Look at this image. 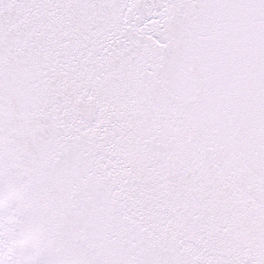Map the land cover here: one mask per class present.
<instances>
[{"label": "snow or ice", "instance_id": "obj_1", "mask_svg": "<svg viewBox=\"0 0 264 264\" xmlns=\"http://www.w3.org/2000/svg\"><path fill=\"white\" fill-rule=\"evenodd\" d=\"M0 264H264V0H0Z\"/></svg>", "mask_w": 264, "mask_h": 264}]
</instances>
